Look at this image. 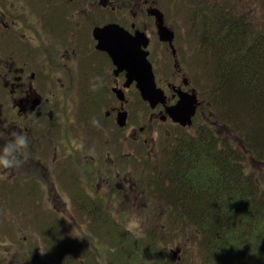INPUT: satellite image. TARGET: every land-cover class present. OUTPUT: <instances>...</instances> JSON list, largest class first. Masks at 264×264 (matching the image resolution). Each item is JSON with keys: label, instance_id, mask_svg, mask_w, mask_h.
Wrapping results in <instances>:
<instances>
[{"label": "rangeland", "instance_id": "obj_1", "mask_svg": "<svg viewBox=\"0 0 264 264\" xmlns=\"http://www.w3.org/2000/svg\"><path fill=\"white\" fill-rule=\"evenodd\" d=\"M157 4L165 13L166 23L175 30L181 72L199 91L198 113L190 125H173L152 118L148 102L139 92L131 94L133 124L129 129H138L130 135L131 140L128 131L119 132L122 175L121 184L115 189L112 182L107 186L105 177L112 178L111 175L102 181L94 161L87 159L88 166L80 165L87 161L83 152L100 153L102 142L112 133L102 128L96 134L89 128L81 132L83 122L78 121V113L72 121L73 146L81 154L72 150L75 153L69 155L65 144H59L58 151L50 147L47 154L32 152L31 148L30 155L41 158L48 170L43 164L31 165V169H21L19 165L0 167V264H160L153 257L138 254L137 246L145 253L162 247L163 253L168 252V261L172 259L175 264H206L201 237L187 233L183 219L169 212V202L150 184L149 172L152 166H160L166 160L177 136L184 131L195 132L203 123L223 136L231 135L247 154L252 173L264 180V163L249 158L244 142L237 141L238 134L220 115L229 110L222 96L217 97L218 68L207 49L208 41L216 34H208L199 25L201 11L218 5L219 9L235 10L237 17L247 13V19L264 27V0H157ZM146 22L155 42L152 62L157 78L161 86L167 87L169 80H176L174 61L168 47L159 42L155 22ZM209 89L213 91L211 97ZM64 164L71 168L63 169ZM157 178L154 175L155 182ZM138 180L145 181L144 185L139 186ZM103 196L109 202L104 212L110 218L106 231L96 229L93 225L98 218L93 220L87 214V209ZM161 229H166L167 234L155 238L151 232ZM122 232L126 235L123 239L119 238ZM128 246L134 247L135 252L130 253Z\"/></svg>", "mask_w": 264, "mask_h": 264}, {"label": "flooded vegetation", "instance_id": "obj_2", "mask_svg": "<svg viewBox=\"0 0 264 264\" xmlns=\"http://www.w3.org/2000/svg\"><path fill=\"white\" fill-rule=\"evenodd\" d=\"M157 11L164 13L157 0H0V132L17 130L29 138L27 152L20 154L21 169L43 164L48 170L41 158L30 155L31 148L47 154L50 147L58 151L59 144H65L69 155L81 154L73 146L72 121L78 113L81 132L89 128L96 134L102 128L112 133L102 142L100 153L83 155L94 161L102 181L112 176L105 177L108 187L111 182L112 189L120 186L119 132L128 131L130 140L137 132L138 128L129 129L133 124L129 106L134 101L131 94L139 90L135 81H129L128 70L118 67L96 37V30L108 25H120L131 35L145 34L149 43L143 46L152 62L155 42L146 20L155 22L159 42L168 47L174 61L176 80L164 87L167 103L150 106L151 117L179 125L168 107L178 101L179 91L193 86L181 72L175 38L172 42L160 38ZM125 111L126 125L121 126ZM80 165L88 166V160Z\"/></svg>", "mask_w": 264, "mask_h": 264}, {"label": "trees", "instance_id": "obj_3", "mask_svg": "<svg viewBox=\"0 0 264 264\" xmlns=\"http://www.w3.org/2000/svg\"><path fill=\"white\" fill-rule=\"evenodd\" d=\"M199 17L204 31L216 34L207 49L218 68L217 97L222 96L229 110H220V115L238 134L237 141L244 142L249 158L264 163V27L247 19V13L237 17L235 10L218 5ZM230 137L207 123L195 132L184 131L166 160L149 169L150 184L168 200L169 212L183 219V229L201 237L206 264H264L263 176L252 173L247 154ZM144 183L138 180L139 186ZM108 204L103 196L87 209L93 220L98 218L93 226L101 231H106ZM151 233L158 238L167 230ZM125 236L122 232L119 238ZM136 251L160 264H175L162 247L145 253L137 246Z\"/></svg>", "mask_w": 264, "mask_h": 264}, {"label": "water", "instance_id": "obj_4", "mask_svg": "<svg viewBox=\"0 0 264 264\" xmlns=\"http://www.w3.org/2000/svg\"><path fill=\"white\" fill-rule=\"evenodd\" d=\"M156 14L160 38L172 42L174 31L165 24L162 11H157ZM96 37L100 39L101 47L109 51L118 67L128 70L129 81L137 82L142 97L152 107L167 101L164 90L157 85L153 64L148 59L149 52L144 49L149 43V38L145 34L137 32L136 35H131L124 27L113 24L96 30ZM198 104L195 92L181 93L179 101L170 106L168 112L176 122L183 125L191 124ZM127 116L128 113L125 111L123 117L119 119L121 126L126 124Z\"/></svg>", "mask_w": 264, "mask_h": 264}, {"label": "clouds", "instance_id": "obj_5", "mask_svg": "<svg viewBox=\"0 0 264 264\" xmlns=\"http://www.w3.org/2000/svg\"><path fill=\"white\" fill-rule=\"evenodd\" d=\"M0 167H13L22 163L20 154L26 153L29 138L21 131L0 132Z\"/></svg>", "mask_w": 264, "mask_h": 264}]
</instances>
